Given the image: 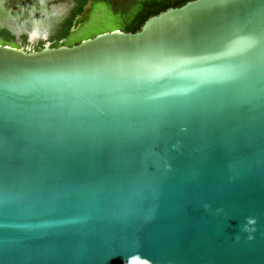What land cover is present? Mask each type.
Masks as SVG:
<instances>
[{"label": "water", "instance_id": "water-1", "mask_svg": "<svg viewBox=\"0 0 264 264\" xmlns=\"http://www.w3.org/2000/svg\"><path fill=\"white\" fill-rule=\"evenodd\" d=\"M0 264H264V0L0 42Z\"/></svg>", "mask_w": 264, "mask_h": 264}, {"label": "flooded vegetation", "instance_id": "flooded-vegetation-1", "mask_svg": "<svg viewBox=\"0 0 264 264\" xmlns=\"http://www.w3.org/2000/svg\"><path fill=\"white\" fill-rule=\"evenodd\" d=\"M12 2L13 0H0V27L8 29L16 37L24 34L26 44L32 47L40 40L43 41V46L45 41L50 46L51 34L55 32L65 17L72 11L76 0H14ZM93 3L95 2L91 1L90 9ZM74 30L69 31L71 33ZM44 33L45 40L42 39ZM68 35L65 37L63 44L74 42L67 39ZM35 37L36 40L30 43L29 39Z\"/></svg>", "mask_w": 264, "mask_h": 264}, {"label": "trees", "instance_id": "trees-1", "mask_svg": "<svg viewBox=\"0 0 264 264\" xmlns=\"http://www.w3.org/2000/svg\"><path fill=\"white\" fill-rule=\"evenodd\" d=\"M86 0H76L74 8L65 17L61 25L51 34L50 46L63 44L65 37L70 33L68 27L72 22L73 16L82 10V5ZM92 2L103 1L108 5L110 10L120 16L119 29L124 31H134L139 29L142 22L151 14L168 7L177 6L186 0H91ZM0 42L6 44H17L24 50L39 49L43 46L40 40L32 47H26L24 34L16 37L8 29L0 27ZM76 42V41H74ZM72 42V43H74Z\"/></svg>", "mask_w": 264, "mask_h": 264}, {"label": "rangeland", "instance_id": "rangeland-1", "mask_svg": "<svg viewBox=\"0 0 264 264\" xmlns=\"http://www.w3.org/2000/svg\"><path fill=\"white\" fill-rule=\"evenodd\" d=\"M120 16L117 13H114L110 10L108 5L103 2H95L92 4V8L88 12V16L85 20H83L78 27L75 28L73 32H71L67 39L71 41H78L81 38L91 36L97 32L109 30L111 28H119L120 26ZM46 33V32H45ZM45 33L42 35V39L46 38ZM30 43L36 40L35 38H30ZM47 44V41L44 42ZM14 46H18L17 44H11ZM30 45H26L29 47ZM21 47L22 46H18Z\"/></svg>", "mask_w": 264, "mask_h": 264}]
</instances>
